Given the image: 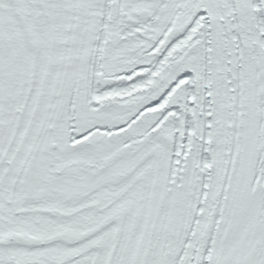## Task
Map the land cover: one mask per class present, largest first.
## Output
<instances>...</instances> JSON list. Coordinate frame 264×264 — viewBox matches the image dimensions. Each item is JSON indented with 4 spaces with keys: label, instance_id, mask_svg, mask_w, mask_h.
Instances as JSON below:
<instances>
[{
    "label": "snow or ice",
    "instance_id": "1",
    "mask_svg": "<svg viewBox=\"0 0 264 264\" xmlns=\"http://www.w3.org/2000/svg\"><path fill=\"white\" fill-rule=\"evenodd\" d=\"M0 264H264V0H0Z\"/></svg>",
    "mask_w": 264,
    "mask_h": 264
}]
</instances>
